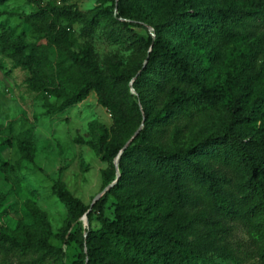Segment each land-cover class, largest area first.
Masks as SVG:
<instances>
[{
    "label": "trees",
    "instance_id": "trees-1",
    "mask_svg": "<svg viewBox=\"0 0 264 264\" xmlns=\"http://www.w3.org/2000/svg\"><path fill=\"white\" fill-rule=\"evenodd\" d=\"M26 1L33 40L0 20L1 55L28 74L46 116L94 94L112 119L86 144L107 164L104 188L119 181L88 214L73 264H264V0H97L92 14L67 0ZM98 35L129 57L102 59ZM13 141L0 136V148ZM17 145L33 163V143ZM20 168L1 172L12 181ZM52 190L68 208L63 235L30 204L13 233L0 226V264H67L52 240L90 207L64 183Z\"/></svg>",
    "mask_w": 264,
    "mask_h": 264
},
{
    "label": "rangeland",
    "instance_id": "rangeland-1",
    "mask_svg": "<svg viewBox=\"0 0 264 264\" xmlns=\"http://www.w3.org/2000/svg\"><path fill=\"white\" fill-rule=\"evenodd\" d=\"M67 2L88 14L101 8L97 0ZM57 3L60 2L57 0ZM34 9V5L26 0H10L0 6V12L5 14L0 20L8 21L17 34L24 33L29 40H33L29 27L23 24L22 16ZM95 45L102 59L112 54L124 59L129 57L121 47L108 42L101 35L97 36ZM0 61L3 62L0 67V136L14 140L12 148H0V226L4 231L13 233L18 223L26 218L28 206L35 204L48 217L53 234L61 236L69 214L67 206L53 194V186L66 184L69 191L93 211L104 197H100L106 189L102 172L107 164L101 161L97 149L86 143L97 144L99 128L101 125L111 127V116L98 104L94 94L63 113L46 116L44 102L25 84L28 74L14 69L12 62L4 59L1 53ZM18 140L33 143L36 150L33 163L22 159ZM4 163L21 167L12 181L1 172ZM115 217L111 200L106 207L105 218L112 221ZM99 227L96 215L92 228ZM89 228L86 227V220L82 219L64 241L52 240L53 245L64 249L67 264H73L81 255L82 242ZM238 238H245L242 231H238Z\"/></svg>",
    "mask_w": 264,
    "mask_h": 264
},
{
    "label": "water",
    "instance_id": "water-1",
    "mask_svg": "<svg viewBox=\"0 0 264 264\" xmlns=\"http://www.w3.org/2000/svg\"><path fill=\"white\" fill-rule=\"evenodd\" d=\"M141 130H142V128L139 129V131L135 134V136H133V138H132V139L126 144V146L124 147V150H122L121 154H120L119 157L117 158L115 165H116V168H117L118 172H119V160H120V158H121V155H122L123 152L129 147V145L135 140V138L139 135V133L141 132ZM118 181H119V177L116 179L115 182H113L110 186H108V187L104 190V192L100 195V197L105 196V195L110 191V189L118 183ZM90 212H91V209L89 210V212L87 213V215L83 218V219L86 220V227L90 226V221H89V218H88V214H89ZM86 238H87V236H86Z\"/></svg>",
    "mask_w": 264,
    "mask_h": 264
},
{
    "label": "built area",
    "instance_id": "built-area-1",
    "mask_svg": "<svg viewBox=\"0 0 264 264\" xmlns=\"http://www.w3.org/2000/svg\"><path fill=\"white\" fill-rule=\"evenodd\" d=\"M38 1V0H37ZM59 2L61 1V0H58Z\"/></svg>",
    "mask_w": 264,
    "mask_h": 264
}]
</instances>
